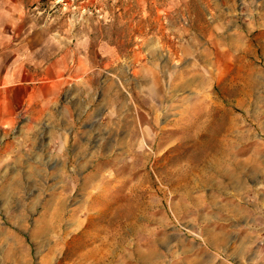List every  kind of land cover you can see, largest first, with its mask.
I'll use <instances>...</instances> for the list:
<instances>
[{
    "label": "rangeland",
    "instance_id": "obj_1",
    "mask_svg": "<svg viewBox=\"0 0 264 264\" xmlns=\"http://www.w3.org/2000/svg\"><path fill=\"white\" fill-rule=\"evenodd\" d=\"M45 1L44 16L56 14L67 29L92 30L126 54L140 38L155 35L173 67L181 64L180 44H187L194 66L204 70L208 58L220 65L221 77L212 72L210 102H141L136 122L110 131L117 137L109 139L108 155L95 154L94 140L91 170L72 169L58 140L0 138V264H114L122 246L126 256L147 248L166 228L174 230V258L181 244L188 257L209 250L199 233L174 217L165 196H176L181 181L219 178L213 167H219L220 148L236 147L244 160L264 147V102L232 96L247 63L264 61V10L256 9L264 0H237L230 12L234 27L210 26L198 0H187L188 9L186 0L155 7H149L152 0ZM251 53L257 59L249 62Z\"/></svg>",
    "mask_w": 264,
    "mask_h": 264
},
{
    "label": "crops",
    "instance_id": "obj_2",
    "mask_svg": "<svg viewBox=\"0 0 264 264\" xmlns=\"http://www.w3.org/2000/svg\"><path fill=\"white\" fill-rule=\"evenodd\" d=\"M157 4L169 5L152 0L149 7ZM184 4L188 9L187 0ZM45 5V0H0V138L58 140L60 150L72 157V169L91 170L94 140L95 154L108 155V141L117 137L110 131L136 122L141 102L149 107L151 102H210L212 72L220 80V65L215 68L206 58L204 70L197 68L187 44H180L181 64L173 67L174 58H162L155 35L140 38L126 54L92 30L80 33L67 29L70 25L56 14L44 16ZM197 5L210 26L237 25L230 17L237 0H198ZM256 9L264 10V4ZM250 55L249 62L257 59ZM261 64L247 63L243 84H235V99L239 94L240 102H264ZM21 117L25 126L15 135ZM51 126L53 134H46L43 130ZM236 149L218 150L223 152L219 167H212L219 178L181 181L176 196H165L174 217L199 233L209 250L188 257L189 249L181 244L174 258V230L166 228L164 238L147 248L126 256L122 246L114 264H264V147L244 160Z\"/></svg>",
    "mask_w": 264,
    "mask_h": 264
},
{
    "label": "bare ground",
    "instance_id": "obj_3",
    "mask_svg": "<svg viewBox=\"0 0 264 264\" xmlns=\"http://www.w3.org/2000/svg\"><path fill=\"white\" fill-rule=\"evenodd\" d=\"M217 154V153H216ZM218 161V160H217ZM211 164V163H210ZM103 262V261H102ZM101 261H97L96 263H93V264H102ZM105 263V262H104Z\"/></svg>",
    "mask_w": 264,
    "mask_h": 264
}]
</instances>
